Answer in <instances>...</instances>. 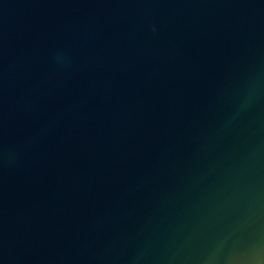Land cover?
Listing matches in <instances>:
<instances>
[{"label":"water","instance_id":"1","mask_svg":"<svg viewBox=\"0 0 264 264\" xmlns=\"http://www.w3.org/2000/svg\"><path fill=\"white\" fill-rule=\"evenodd\" d=\"M0 264H264V0H0Z\"/></svg>","mask_w":264,"mask_h":264},{"label":"clouds","instance_id":"2","mask_svg":"<svg viewBox=\"0 0 264 264\" xmlns=\"http://www.w3.org/2000/svg\"><path fill=\"white\" fill-rule=\"evenodd\" d=\"M247 103H248V100L246 99V100L243 102L242 107H243V106H246Z\"/></svg>","mask_w":264,"mask_h":264}]
</instances>
